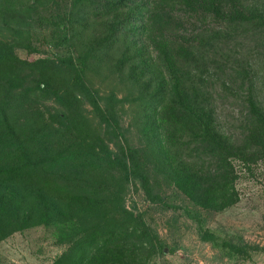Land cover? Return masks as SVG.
Wrapping results in <instances>:
<instances>
[{
    "label": "rangeland",
    "instance_id": "1",
    "mask_svg": "<svg viewBox=\"0 0 264 264\" xmlns=\"http://www.w3.org/2000/svg\"><path fill=\"white\" fill-rule=\"evenodd\" d=\"M17 1V11L30 2ZM31 1L32 32L19 39L27 37L36 51L28 52L15 47L16 57L28 62L55 59L54 54L58 52L59 55L62 50L51 46V30L43 24V20L62 10L70 12L74 18L85 15L87 21L74 24L68 31L75 51L88 56L84 80L100 96H114L117 100L114 113L121 127L126 129L129 143L143 147L142 124L146 122L148 113L143 105L161 85L168 88L171 79L169 70L153 50L147 35L139 36V31L138 36L133 35L132 30L140 29L144 22L135 15V8L128 6L122 13L102 18L88 16L90 0L84 3L87 7L82 6L83 2L73 6V0ZM127 14L131 20L125 27L123 18ZM39 19H42V24ZM15 22L13 18L9 26L14 28ZM204 23L208 29L199 33L202 39L194 41L196 48L192 64L184 66L189 71L185 75V85L199 89L200 93L205 86H211L214 95L223 96L224 100L216 102L219 129L225 135L240 140L244 110L231 102L230 95L254 96L264 107V35L251 37L249 29L245 32L241 26L233 27L235 32L232 34L243 32L242 35L234 41L228 40L224 49H220L221 45L217 43L219 32L230 29H221L211 21ZM180 24L187 29V25ZM199 25L195 23V27ZM183 28L178 30L181 32ZM113 30L114 37L106 45L103 38ZM0 35L10 42L19 40L12 30H0ZM223 39L221 37L219 41L223 43ZM113 41L115 44H112ZM204 48L210 57L213 54L214 57L203 58ZM215 60L218 63L225 60L226 69L230 70L227 73L233 76L230 80L220 73L208 80L205 76L200 79L202 63ZM210 66L215 71L213 65ZM239 70H243L244 74H238ZM28 86L29 83H26ZM38 100L40 104L34 103L28 108L17 102L11 103L16 117L23 116L10 120L16 131L13 142L17 139V143H28L26 151L32 159L52 156L60 152L65 143H77L73 134L66 135L58 130L55 103L46 97ZM79 105V109L87 115L86 104ZM151 150L147 151L153 161L149 175L156 182L157 192L163 197L164 204L149 203L138 184L125 181L118 169L93 159L74 160L68 165L67 172H55L54 169L49 173H37L42 179L70 184V193L76 195V200L84 208L74 210L67 217H58L53 214L55 211L52 213L39 206L31 212L30 220L19 224V210L8 207L3 211L6 219L0 217V264H55L61 256L62 264H69L72 241L82 238L92 228L103 226L104 223L99 221L103 213L101 208L105 207H119L134 217L127 230H120L114 235L110 252L106 253V264H264V156H257L258 152L252 151L254 157L231 159L232 177L227 194L231 195L232 202L214 211L196 206L172 185L169 168L175 169L171 158L175 157L176 149H166L165 157L162 152L155 155L156 148ZM160 155L166 162L158 164ZM180 157L185 160L181 153ZM117 213L113 210V214ZM101 240L90 250L91 255L97 254L95 251H103L99 247L102 246Z\"/></svg>",
    "mask_w": 264,
    "mask_h": 264
},
{
    "label": "trees",
    "instance_id": "2",
    "mask_svg": "<svg viewBox=\"0 0 264 264\" xmlns=\"http://www.w3.org/2000/svg\"><path fill=\"white\" fill-rule=\"evenodd\" d=\"M85 1L73 0L72 5H82L83 2L82 6L91 8L88 15L91 17H109L133 6L135 15L144 22L132 33L138 36L139 31V36L147 35L153 50L169 70L171 83L168 88L161 85L144 103L148 113L142 124L143 147H135L129 143L127 131L114 113L117 100L113 95L102 97L87 85L84 70L88 56L78 54L70 44V27L88 18L83 14L74 18L70 12L62 10L44 19L43 24L51 30V46L61 48L62 53L58 55L56 52L52 60L23 61L14 54L15 47L36 51L27 37L19 39L32 32L34 20L30 12L33 3L30 0L28 6L17 11V0H0V30H12L19 39L10 42L0 35V91L3 92L0 95V217L5 215L3 211L8 207H15L20 212L19 224H24L39 206L55 211L52 213L58 217H67L74 210L84 208L76 200V195L70 193V184L52 182L37 175L54 169L55 172H67L69 164L81 159L105 162L118 169L125 181L138 184L146 201L162 205L164 199L149 175L153 161L147 151L152 149V152L155 148V155L162 152L163 157L166 149H176L175 157L171 158L175 169L169 168L170 179L185 198L205 210L217 211L228 206L232 202L231 195L227 194L232 177L231 159L254 157L252 151L258 152L257 156H264V107L254 96L230 95L231 102L244 110V124L240 140L225 135L219 129L216 116V102L224 97L214 95L211 86H205L200 93L199 89L185 85V75L189 71L184 66L192 64L196 48L193 44L202 39L200 32L207 31L206 21L221 29H230L219 32L217 43L221 45L220 49H224L228 40L234 41L242 35L243 32L232 34L235 32L233 27L241 26L245 32L249 29L251 37L264 35V0H90L87 6ZM129 16L123 18L125 27L129 26ZM13 18L16 22L11 28L9 23ZM38 21L42 24V19ZM180 23L187 25V29ZM195 23L200 25L195 27ZM178 28L183 29L180 32ZM113 33L114 30L106 34L103 43L108 45ZM221 37L223 43L219 41ZM202 57L210 59L214 54L210 57L204 48ZM226 68L225 60L223 63L216 60L202 63L200 79L205 76L208 80L220 73L230 80L233 76ZM237 73L243 75L244 71ZM26 83L30 87H26ZM41 97L55 103L58 130L66 135L73 134L77 143H65V147L52 156L32 159L26 151L28 143H17V139L13 142L16 131L10 120L23 116L16 117L11 103L17 102L28 108L31 104H40L38 98ZM82 103L88 107L87 115L79 109ZM180 153L185 160L181 159ZM162 156L158 164L166 162ZM113 210L120 214H113ZM101 211L99 222L104 223L103 226L92 228L82 238L72 241L69 264H106V253L110 252L114 235L120 230L124 232L129 223L134 222L132 213L119 207H105ZM99 238L102 239L99 247L103 251L91 255L90 250L97 246ZM62 261L63 256L57 258L55 264H62Z\"/></svg>",
    "mask_w": 264,
    "mask_h": 264
}]
</instances>
